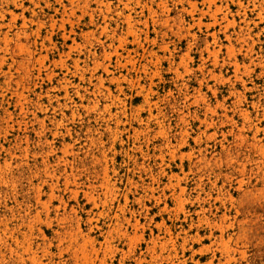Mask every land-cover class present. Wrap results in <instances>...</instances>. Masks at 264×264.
Here are the masks:
<instances>
[{"label":"rangeland","instance_id":"rangeland-1","mask_svg":"<svg viewBox=\"0 0 264 264\" xmlns=\"http://www.w3.org/2000/svg\"><path fill=\"white\" fill-rule=\"evenodd\" d=\"M0 264H264V0H0Z\"/></svg>","mask_w":264,"mask_h":264}]
</instances>
